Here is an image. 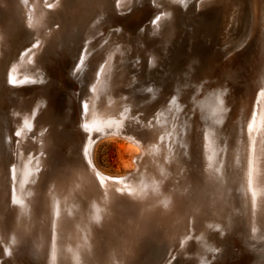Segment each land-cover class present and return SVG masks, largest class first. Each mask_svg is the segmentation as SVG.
Listing matches in <instances>:
<instances>
[{
    "label": "bare ground",
    "instance_id": "bare-ground-1",
    "mask_svg": "<svg viewBox=\"0 0 264 264\" xmlns=\"http://www.w3.org/2000/svg\"><path fill=\"white\" fill-rule=\"evenodd\" d=\"M19 1L24 5L29 2L28 22L40 40L32 55L23 56L25 59H19L20 62L13 58L15 63L6 66L10 82L36 76L37 51L55 39L59 29L50 28L48 12L39 6L40 0ZM132 1L116 0L118 11L129 7ZM184 1L170 0L168 5L162 6L164 8L160 7L158 13L166 11L165 17L156 15L159 20L152 24V31L163 29ZM192 1L198 12L209 11L216 16L206 36L211 50L210 62L219 61L218 70L227 69L233 54L246 49L252 39H264V0ZM59 2L57 0L56 5ZM99 2L102 9L104 4ZM167 28L172 34L173 27L168 25ZM2 29L0 25V70ZM92 34L88 33L90 37ZM104 36L100 31L92 38L99 41ZM118 43L119 40L105 38L98 45L97 66L82 110L83 130L87 135L130 121V100L114 89L124 81L118 65L123 57L119 49L123 47L117 46ZM153 63L151 57L149 64ZM263 100L260 95L253 117L249 116L252 120L250 118L247 126V135L236 133V138L223 142L213 129H205L198 174L192 171L191 156L182 152L179 138L182 120L174 104L166 105L149 121L144 145L124 138L130 158L121 174L108 173L97 166L93 158L95 143L87 144L86 157L102 184L109 186L112 182L108 180L121 178V185L116 186L125 190L120 197L122 204H127L123 216L116 215L119 202L115 204L108 196L112 189L108 194L97 195L89 191L87 182L77 178V174L62 170L48 174L47 163L50 159L55 161L58 155H53L57 146L53 129L46 126L63 113L55 108L51 99L50 103L47 100L40 103L34 98L25 101L26 107L10 130L15 135L10 137L9 144L15 146L16 143V147L10 160L9 182L4 181L5 176L3 178L5 166L0 167V248L4 254L24 250L46 264H131L141 242L148 236H158L183 248L191 240L202 242L208 231L228 224L237 213H244L255 230L263 211ZM63 131L66 139L73 141L72 130Z\"/></svg>",
    "mask_w": 264,
    "mask_h": 264
},
{
    "label": "rangeland",
    "instance_id": "rangeland-1",
    "mask_svg": "<svg viewBox=\"0 0 264 264\" xmlns=\"http://www.w3.org/2000/svg\"><path fill=\"white\" fill-rule=\"evenodd\" d=\"M56 1L40 0L39 6L47 10L50 28H59L58 33L55 39L38 49L36 76L19 79L15 83L7 77L8 67L32 55L39 46L40 38L28 22L29 2L24 5L19 0H7L10 9L0 12V25L4 31L3 70H0V167L5 166L8 171L2 168L5 182L10 180V160L16 147V143L15 146L9 144L10 137L15 135L10 130L26 107L25 101L33 98L40 103L52 101L63 114L46 127L51 130L54 126L71 129L75 137V141L73 139V143H69L71 147L85 141L82 110L89 96L90 78L97 66L98 45L105 38L115 42L119 40L117 46L123 47L119 49L123 57L118 65L121 66L124 81L114 89L130 100V122L145 129L147 138L149 121L166 105L177 106L182 120L180 146L185 155L191 156L194 173L198 174L200 169L198 163L205 129H213L215 136L223 142L230 141L234 136L236 138V133L247 135V126L255 113L259 96L264 99L262 37L252 39L246 49L233 54L227 69L218 70L219 61L210 62L211 50L206 36L208 29L214 26L216 16L209 11L198 12L192 0L180 4L169 23L156 32L152 31V24L165 17L166 12L158 13V9L164 8L170 0H133L129 7L121 11H118L116 0H99L104 4L102 9L98 0H60L57 5ZM155 16L157 20H154ZM168 25L173 27L172 34ZM100 31L105 33L104 39L93 40L92 37ZM88 33L94 34L90 37ZM86 57L89 58L86 60ZM151 57L154 58L152 65L149 64ZM16 88L25 91L19 92ZM221 93L225 95L221 96ZM65 144L59 148V157ZM127 145L128 142L121 136L96 140L93 151L95 163L108 173H123L130 158L129 152H126ZM59 157L51 163L53 173L63 169ZM262 178L264 185V176ZM262 196L263 211L258 229L253 230L244 213H237L228 224L208 231L204 235L205 240L209 242L228 233L234 236L235 245L232 246L242 256L264 259V191ZM205 240H191L186 247L180 248L158 236H148L141 242L131 264H195ZM0 250V261L5 264H46L24 250L14 251L8 258L2 248Z\"/></svg>",
    "mask_w": 264,
    "mask_h": 264
},
{
    "label": "water",
    "instance_id": "water-1",
    "mask_svg": "<svg viewBox=\"0 0 264 264\" xmlns=\"http://www.w3.org/2000/svg\"><path fill=\"white\" fill-rule=\"evenodd\" d=\"M9 8V3L7 0H0V12L5 11ZM64 128L61 126H54L53 136L57 143L55 150L53 151V155H58L60 151V146L66 142L65 147L62 148V162L63 169L62 172H72L73 175L77 174V178L87 182L88 188L91 189L89 191H93L97 195H104L109 193L110 199L116 204L119 202L118 212L116 215L123 216L125 212V205L122 204L121 196L125 194V190H120L121 186H116L121 183V178H116L114 180H108L112 182V186H106L102 184L101 178H99L96 171L93 169L91 163L86 157V154L89 152V148L86 147L87 144H93L96 140L107 137V136H121L123 138H127L130 140H134L139 144H145L146 142V131L145 129L139 128L136 124L126 121L122 124L111 125L108 127H104L99 130H95L91 132V134L87 135L85 141L82 144L75 145V147H71L65 137L66 133H63ZM85 132V131H84ZM64 135H63V134ZM59 157V155L57 156ZM52 159H50L49 163H47V172L48 174L52 172ZM62 184V183H61ZM121 185V184H119ZM63 187V186H62ZM110 187V188H108ZM112 189V190H110ZM119 189V190H117ZM124 203V202H123ZM114 206V211H115ZM128 207V206H127ZM206 241V240H205ZM234 236L229 235L228 233L216 236L212 239V241H206L203 245L201 244V252L195 264H264V259L252 258L249 256H242L239 252H237L232 245L234 244ZM6 258L10 256V254H4ZM0 264H5L0 261Z\"/></svg>",
    "mask_w": 264,
    "mask_h": 264
},
{
    "label": "snow or ice",
    "instance_id": "snow-or-ice-1",
    "mask_svg": "<svg viewBox=\"0 0 264 264\" xmlns=\"http://www.w3.org/2000/svg\"><path fill=\"white\" fill-rule=\"evenodd\" d=\"M12 83H15V81H12Z\"/></svg>",
    "mask_w": 264,
    "mask_h": 264
}]
</instances>
